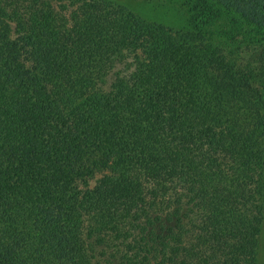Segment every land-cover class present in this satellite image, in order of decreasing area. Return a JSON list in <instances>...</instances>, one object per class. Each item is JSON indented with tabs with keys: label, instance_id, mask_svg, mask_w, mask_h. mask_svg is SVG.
I'll return each instance as SVG.
<instances>
[{
	"label": "trees",
	"instance_id": "obj_1",
	"mask_svg": "<svg viewBox=\"0 0 264 264\" xmlns=\"http://www.w3.org/2000/svg\"><path fill=\"white\" fill-rule=\"evenodd\" d=\"M263 224L264 0H0V264H257Z\"/></svg>",
	"mask_w": 264,
	"mask_h": 264
},
{
	"label": "rangeland",
	"instance_id": "obj_2",
	"mask_svg": "<svg viewBox=\"0 0 264 264\" xmlns=\"http://www.w3.org/2000/svg\"><path fill=\"white\" fill-rule=\"evenodd\" d=\"M135 10L138 12H142L143 14H148L151 17H154L160 21H163L164 23L172 24V25H178L181 22L178 20L174 10L170 7L164 6L163 8L157 9L156 6H153L150 8V6L147 7H139L138 5H135ZM153 9V10H152ZM98 178V175L96 176ZM95 180H89V185H93V182ZM260 248H259V254H258V263L257 264H264V224L262 225V230L260 234Z\"/></svg>",
	"mask_w": 264,
	"mask_h": 264
}]
</instances>
